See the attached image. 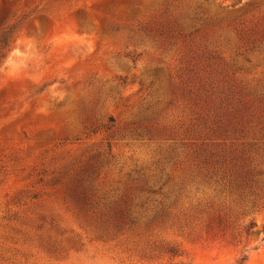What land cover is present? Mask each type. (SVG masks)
Returning a JSON list of instances; mask_svg holds the SVG:
<instances>
[{
    "label": "rangeland",
    "instance_id": "374dc122",
    "mask_svg": "<svg viewBox=\"0 0 264 264\" xmlns=\"http://www.w3.org/2000/svg\"><path fill=\"white\" fill-rule=\"evenodd\" d=\"M0 264H264V0H0Z\"/></svg>",
    "mask_w": 264,
    "mask_h": 264
}]
</instances>
